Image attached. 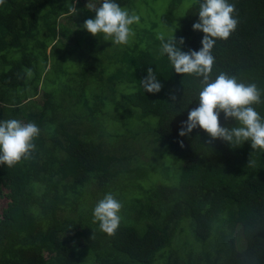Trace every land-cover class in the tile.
Wrapping results in <instances>:
<instances>
[{
    "label": "trees",
    "instance_id": "obj_1",
    "mask_svg": "<svg viewBox=\"0 0 264 264\" xmlns=\"http://www.w3.org/2000/svg\"><path fill=\"white\" fill-rule=\"evenodd\" d=\"M186 1L168 0L154 21L151 0H116L140 17L120 46L83 28L102 0L0 6V121L40 129L31 158L0 165V264H264V151L208 144L199 128L179 135L202 77L175 73L157 34L202 47L192 28L202 0ZM228 2L238 24L216 40L211 78L256 83L264 118V0ZM148 67L155 94L141 85ZM107 193L123 205L114 235L93 222Z\"/></svg>",
    "mask_w": 264,
    "mask_h": 264
},
{
    "label": "clouds",
    "instance_id": "obj_2",
    "mask_svg": "<svg viewBox=\"0 0 264 264\" xmlns=\"http://www.w3.org/2000/svg\"><path fill=\"white\" fill-rule=\"evenodd\" d=\"M5 0H0V6ZM95 17L85 20L83 28L93 36L103 34L104 41L113 45H127L134 35L131 25L138 24L140 17L130 14L116 0H102L99 7H91ZM235 5L228 0H202L199 3V20L193 23V30L204 33L202 47L196 50L182 51L177 44L183 45L175 35L167 38L157 34L161 42V54H166L177 74H189L202 77V89L198 93V106L188 112L187 120L181 122L180 136L189 135L193 129H202L210 137L208 144L217 138L231 146L242 145L250 141L253 151H264V118L253 105L262 102V90L256 83L238 82L235 76L221 72L214 80L211 78L215 57L212 49L216 40H227L235 31L238 20L234 17ZM28 74L31 75L30 70ZM148 93H158L162 89L152 67L147 68V75L140 80ZM171 99L176 100L174 94ZM224 119H234L238 126L223 127L220 114ZM40 129L34 123H23L16 119L0 121V165L11 168L22 160L31 158L35 150V138ZM181 146L183 142L181 141ZM252 161L249 160V164ZM122 203L112 193H107L93 209V222L99 223V229L108 235H114L119 228Z\"/></svg>",
    "mask_w": 264,
    "mask_h": 264
},
{
    "label": "rangeland",
    "instance_id": "obj_3",
    "mask_svg": "<svg viewBox=\"0 0 264 264\" xmlns=\"http://www.w3.org/2000/svg\"><path fill=\"white\" fill-rule=\"evenodd\" d=\"M194 0H187L185 2V8L189 5H191L193 3ZM168 0H151V3H150V10L151 11V16L148 15V17H151L154 21H157L159 18V13L162 12V10L164 9V6L167 4ZM153 16V17H152ZM168 31H170L171 33V30L169 29ZM142 120H145L144 123L142 124H145L146 127H148L149 129H151L153 126H155L157 124V118L155 116H148L147 118H144ZM7 198L5 197H2L0 196V210L1 208H3L4 206H6L7 204ZM89 259V257L87 258V260ZM86 260V261H87ZM86 261H85V264H86Z\"/></svg>",
    "mask_w": 264,
    "mask_h": 264
}]
</instances>
